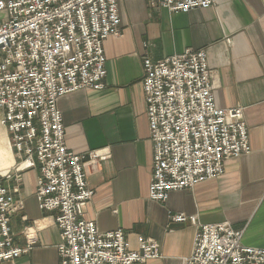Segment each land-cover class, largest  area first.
Listing matches in <instances>:
<instances>
[{"label": "built area", "instance_id": "1", "mask_svg": "<svg viewBox=\"0 0 264 264\" xmlns=\"http://www.w3.org/2000/svg\"><path fill=\"white\" fill-rule=\"evenodd\" d=\"M217 1L148 0L153 8L173 12L208 9ZM119 34L118 0H0V125L20 160L16 170H39V206L55 212L60 229L58 264H135L161 256L153 239L139 236V249L131 250L123 229L102 232L83 218L95 193L85 164L107 155L68 149L57 104L68 93L104 88V41ZM214 88L203 50L156 61L143 58L153 142L151 199L164 201L171 190L218 178L229 158L250 152L244 109L219 107ZM12 168L0 172V263L31 250L42 228L38 222L25 227L26 245L15 244L10 220L23 204L15 198L17 187L6 183ZM189 218L197 223L195 216ZM242 235L227 221L198 223L192 253L183 264H264V247L244 245Z\"/></svg>", "mask_w": 264, "mask_h": 264}, {"label": "crops", "instance_id": "2", "mask_svg": "<svg viewBox=\"0 0 264 264\" xmlns=\"http://www.w3.org/2000/svg\"><path fill=\"white\" fill-rule=\"evenodd\" d=\"M118 8L120 34L104 41V88L80 89L57 103L68 149L107 155L85 164L95 193L83 218L102 232L123 229L131 250L139 249V236L158 242L159 258L135 264H183L192 253L198 223L227 221L243 230L244 245L264 247V0H218L208 9L178 12L153 8L148 0H118ZM188 49L206 52L217 105L244 109L251 150L229 158L222 176L154 200L149 196L153 142L143 58L156 61ZM20 176L6 181L18 187L15 198L23 204L10 220L15 244L26 245L25 227L38 222L42 228L31 250L0 264H58L60 229L55 212L39 206V170ZM177 214L188 219L176 222Z\"/></svg>", "mask_w": 264, "mask_h": 264}, {"label": "bare ground", "instance_id": "3", "mask_svg": "<svg viewBox=\"0 0 264 264\" xmlns=\"http://www.w3.org/2000/svg\"><path fill=\"white\" fill-rule=\"evenodd\" d=\"M15 160L13 151L8 142L7 134L0 133V172L6 173L15 164ZM21 168H23V166Z\"/></svg>", "mask_w": 264, "mask_h": 264}, {"label": "rangeland", "instance_id": "4", "mask_svg": "<svg viewBox=\"0 0 264 264\" xmlns=\"http://www.w3.org/2000/svg\"><path fill=\"white\" fill-rule=\"evenodd\" d=\"M0 112H1V108H0ZM3 127L0 125V133L2 134V133H6L7 134V132H5L3 129H2ZM7 137H8V135H7ZM14 157H15V164L12 166V167H14V168H12L11 169V178H9V179H7V180H10V179H12V180H14V182L16 181V180H21V173L23 172V171H25V170H21V171H17L16 170V168H15V165L17 164H19V162H20V160L17 158V156L16 155H14ZM33 168H37V167H33ZM31 169V168H30ZM26 170H28V169H26ZM15 173H17L18 175H16ZM16 177H17V179H16ZM6 180V181H7ZM16 188V187H15ZM19 191V189H18V187H17V192Z\"/></svg>", "mask_w": 264, "mask_h": 264}]
</instances>
